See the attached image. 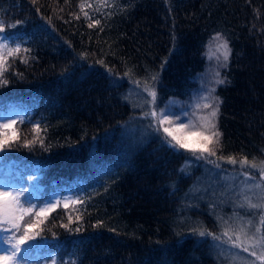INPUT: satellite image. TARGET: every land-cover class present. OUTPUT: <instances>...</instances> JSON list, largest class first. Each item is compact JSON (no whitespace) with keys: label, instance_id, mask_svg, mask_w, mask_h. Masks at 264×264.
I'll return each instance as SVG.
<instances>
[{"label":"trees","instance_id":"trees-1","mask_svg":"<svg viewBox=\"0 0 264 264\" xmlns=\"http://www.w3.org/2000/svg\"><path fill=\"white\" fill-rule=\"evenodd\" d=\"M0 21L16 25L0 43L21 49L0 69V116L19 113L0 179L27 188L39 207L69 197L30 242L45 243L30 264H53L52 256L57 264H264L259 248L251 259L229 256L251 248L239 226L249 219L259 228L264 217V196L249 193L259 168L239 163L264 162V0H0ZM217 33L231 49L216 92L217 157L237 160L210 157L219 168L170 148L143 117L152 100L145 85L156 111L190 96L202 46ZM244 174L250 183L241 185ZM229 236L239 237L237 251L224 248Z\"/></svg>","mask_w":264,"mask_h":264},{"label":"snow or ice","instance_id":"snow-or-ice-1","mask_svg":"<svg viewBox=\"0 0 264 264\" xmlns=\"http://www.w3.org/2000/svg\"><path fill=\"white\" fill-rule=\"evenodd\" d=\"M91 7V5H88ZM81 11L84 10L85 4L80 5ZM38 10V9H37ZM84 16L86 19H90L87 12H84ZM79 17H77L78 19ZM20 22L17 21V24ZM100 21L96 20L95 24H99ZM16 25H6L4 21H0V34L6 33L7 28L15 27ZM90 28L93 27L92 23L88 25ZM0 40L6 41L7 36H0ZM212 41H219L220 43L217 45V51L223 50L221 52L223 62L221 63V67L227 66V61L229 60V56L231 54V49L229 48L228 42L222 37L221 34L217 33L215 36L211 38ZM21 51L20 46L12 48L4 42L0 43V69H3L7 64V57H15ZM24 52H28V48L23 49ZM219 59V57H218ZM22 62H26L22 61ZM99 63L103 64V61H99ZM220 73L215 72V76L217 77L216 83L223 84L224 80L219 79ZM153 80L156 79L154 76ZM7 81L4 79H0V86L6 84ZM137 87L140 86V82H136ZM144 91L148 93L149 96L152 97L151 101L145 99V103L149 105V110H145L143 113V117L145 119L151 118V123L149 127L153 128V130L157 133L163 132V137L161 138L163 143L167 144L170 148H174L177 150L183 149L185 151H189L197 160H204L208 164H214L215 167L219 168L221 165L216 162V160L210 159V157H217V149L221 144V136L222 133L217 128V125L213 119H209L205 117V123H202L199 127L193 124L191 121L189 123L184 124L181 123L177 127H173L175 121L170 119L173 115L170 111L162 110L157 112L155 110L156 104V92L154 89L149 88L145 85ZM212 91H215L213 88ZM207 99V98H205ZM218 101V98H216ZM205 108H212L209 116L214 118L217 116L219 112V103L217 102L215 107H213L210 103L204 104ZM8 123H0V153H4L6 149L11 147V142L16 138V130L13 127L16 124V119L8 118ZM177 119H179L177 117ZM23 121L21 120V123ZM11 129V136H9L8 131ZM36 130L39 131V125H36ZM188 130V131H186ZM190 131L197 132L201 137L202 141L199 144V147L190 146L187 136ZM43 144V141H41ZM32 142H25V147H31ZM199 153V154H197ZM218 160H225L229 164L235 165L237 160L234 157H217ZM241 168L246 165L251 168H259L260 172V180L264 181V162L258 166L256 163H249V161L245 158L239 161ZM245 179L250 180L251 176L245 174ZM254 188H264V185L255 184ZM28 192V189L25 187L16 188L14 185L10 184H0V264H30L29 257L32 254L33 250L38 247H44L45 243L41 244H32L31 241L36 240L37 236L42 232L43 225L45 220L48 217V214L51 211H54L59 201L53 204L50 200L44 201L43 203L46 205L44 207H39L34 204L32 200L28 197H25V193ZM21 197H24L21 200ZM82 201L73 200L71 203H81ZM28 205V206H26ZM69 206V202L66 201L64 207L67 208ZM259 204H250V207L257 208L260 207ZM36 207H39V211H34ZM79 219V217L77 218ZM71 217H69V223H71ZM62 227H67L65 225H61ZM264 217H261V227L257 228L254 233L248 236V239L252 241L251 249L245 247L244 251H249L250 254L256 255V249L259 248L261 250L259 259H264ZM71 231V229H69ZM80 229L77 227L75 231H79ZM200 236H205L204 231H199ZM55 235V234H53ZM211 235V233H208ZM224 235H228V230L225 231ZM247 235V234H246ZM214 240L221 239L220 237L213 236ZM239 239V237H237ZM236 245L234 244L233 247ZM53 260V264H57V260L54 256L49 257ZM71 264H76V261H72Z\"/></svg>","mask_w":264,"mask_h":264},{"label":"rangeland","instance_id":"rangeland-1","mask_svg":"<svg viewBox=\"0 0 264 264\" xmlns=\"http://www.w3.org/2000/svg\"><path fill=\"white\" fill-rule=\"evenodd\" d=\"M215 35L216 34L212 35L202 46V56L204 58V66H203V70L192 78V81L195 83V87L192 93L190 94V96L184 100H180L177 98H169L165 100V102L157 110V112H160L162 110H167L173 113V115L170 117V119L175 121V124L173 125V127H177L181 123L187 124L189 123V121H191L193 124L199 127L202 123L206 122L204 118L208 117L209 119H213L215 121L217 128H218L219 112L216 117L211 118L209 114L212 111V108L204 107L205 103H210L213 105V107H215L217 102L219 103V106H220V100L217 97L216 92H217V89L223 86L225 83L217 84L215 82L217 79V77L215 76V72L218 71L220 73L218 78L225 81V71L227 70V66L229 64V60H228L227 66L225 67L220 66L221 63L223 62V58L221 55V52L223 50L221 49L220 51H217V45L220 42L211 40V38ZM229 59H230V56H229ZM213 88L215 89V91H212ZM133 97L139 101V92L134 93ZM216 98H218V101ZM18 115L19 114L17 112H11L7 114L6 116L2 117L0 119V123H8L9 120L6 119V117L15 119L16 117H18ZM177 117L179 119H177ZM161 133L163 134L162 131ZM187 139H188L190 146L192 147H199V144L202 141V137L195 131H190L188 133ZM190 165L191 163L187 161L182 165L181 169L187 170ZM245 180L246 179L243 177L241 180H239L240 183L244 181L241 183V185H244L246 182L250 183L249 180H246V181ZM255 182L256 184L264 185V181L260 180V181H255ZM249 193L253 196H259L260 194L264 196V188H254L253 186H251L249 188ZM57 198L53 197L51 199V202L55 201ZM68 198L69 197H62L60 198V202L65 203L68 200ZM256 223L260 224L259 222H257V220H256ZM256 229H257V226L255 225L254 221L248 219L242 225L239 226L238 236H240L242 239L245 240L246 238H248V236L254 233ZM226 240L231 242L230 248L224 247L227 250L237 251L236 247L241 246L240 241L238 239H235L234 236H229L226 238ZM221 241H223V236H221ZM234 244L236 245L235 247H233ZM242 248L244 249L245 246L242 245ZM238 254H241V255H238ZM242 255L250 259L255 257V255L250 254L249 251H243L242 253L233 252L232 254H229V256H233L236 258V259H233L234 262L238 260L237 256H242Z\"/></svg>","mask_w":264,"mask_h":264}]
</instances>
